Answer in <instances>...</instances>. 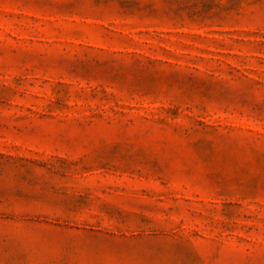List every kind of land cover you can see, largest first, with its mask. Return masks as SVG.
<instances>
[{"label":"rangeland","instance_id":"rangeland-1","mask_svg":"<svg viewBox=\"0 0 264 264\" xmlns=\"http://www.w3.org/2000/svg\"><path fill=\"white\" fill-rule=\"evenodd\" d=\"M0 264H264V0H0Z\"/></svg>","mask_w":264,"mask_h":264}]
</instances>
